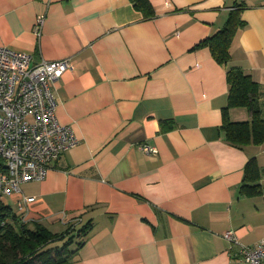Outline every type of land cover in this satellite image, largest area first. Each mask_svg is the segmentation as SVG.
Masks as SVG:
<instances>
[{
	"label": "crops",
	"instance_id": "0c3cea01",
	"mask_svg": "<svg viewBox=\"0 0 264 264\" xmlns=\"http://www.w3.org/2000/svg\"><path fill=\"white\" fill-rule=\"evenodd\" d=\"M149 1L152 17L131 0H0V46L71 58L53 90L79 138L4 201L22 213L34 196L28 220L55 233L91 221L67 264H242L224 232L247 246L264 237V139L230 140L224 108L239 67L260 86L264 118V0ZM232 18L226 65L200 44ZM229 115L252 119L244 106Z\"/></svg>",
	"mask_w": 264,
	"mask_h": 264
},
{
	"label": "built area",
	"instance_id": "2783aa9c",
	"mask_svg": "<svg viewBox=\"0 0 264 264\" xmlns=\"http://www.w3.org/2000/svg\"><path fill=\"white\" fill-rule=\"evenodd\" d=\"M42 22L36 27L38 36ZM73 70L71 58L33 62L26 51L0 46V156L6 165L0 173L1 198L23 194V183L44 180L51 162L79 143L73 128L57 118L53 90L63 74ZM141 149L158 154V148L149 143L141 144ZM35 200L23 195L19 202L26 222ZM224 237L241 246L242 264H264V237L251 246L242 244L233 230L225 231Z\"/></svg>",
	"mask_w": 264,
	"mask_h": 264
},
{
	"label": "trees",
	"instance_id": "16d2710c",
	"mask_svg": "<svg viewBox=\"0 0 264 264\" xmlns=\"http://www.w3.org/2000/svg\"><path fill=\"white\" fill-rule=\"evenodd\" d=\"M131 2L146 17L154 15L149 0H131ZM237 29L238 22L232 18L222 30L200 45H208L217 62L227 65L231 57L230 46ZM228 80L231 89L228 104L224 108V129L228 137L241 144L247 143L250 139L257 143L262 142L264 118L261 109L255 104V100L260 95L259 84L239 67H229ZM237 106L248 107L252 111V119L246 122H232L229 109ZM255 169L257 167L251 163L247 167L248 172ZM5 170L4 159L0 156V173ZM91 228V221H88L78 229L69 226L60 233L52 232L40 222L24 221L22 213L14 212L4 198L0 197V264H67L70 254L75 253L84 243L83 240L78 241L77 247L72 249L75 237H85ZM62 241L61 247L52 246V243Z\"/></svg>",
	"mask_w": 264,
	"mask_h": 264
},
{
	"label": "rangeland",
	"instance_id": "374dc122",
	"mask_svg": "<svg viewBox=\"0 0 264 264\" xmlns=\"http://www.w3.org/2000/svg\"><path fill=\"white\" fill-rule=\"evenodd\" d=\"M13 195H15V194H13ZM17 195H21V194H17ZM12 196V195H11ZM28 222H30V221H28ZM62 243H63V241L62 242H56V243H52V246H59V247H61V245H62ZM73 245H75V242L72 244V246ZM52 246H49V248H55V247H52Z\"/></svg>",
	"mask_w": 264,
	"mask_h": 264
}]
</instances>
